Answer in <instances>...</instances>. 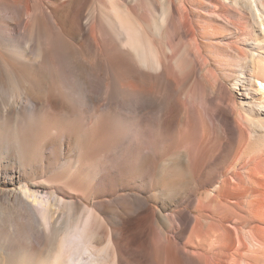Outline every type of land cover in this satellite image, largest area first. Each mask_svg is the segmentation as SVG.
Wrapping results in <instances>:
<instances>
[{"label":"bare ground","instance_id":"1","mask_svg":"<svg viewBox=\"0 0 264 264\" xmlns=\"http://www.w3.org/2000/svg\"><path fill=\"white\" fill-rule=\"evenodd\" d=\"M131 1L0 0V159L11 169L8 181L20 184V171L65 148L59 165L39 164L40 181L4 192L12 202L3 201L0 217L15 207L32 231L43 225L51 264H130L124 235L151 219L152 195L89 206L66 198L72 180H85L89 153L102 148L100 160L117 153L133 175L152 182L158 175L159 189L191 183L206 157L197 136L209 140V126L239 141L236 159L207 195L215 223L203 233L194 225L191 244H182L190 212L162 217L161 238L148 237L147 264H251L264 246V230L247 228L264 216V0ZM189 2L200 3L208 20H194ZM224 30L230 35L222 38ZM133 112L132 127L118 133L119 115ZM51 179L67 193L47 187ZM59 214L66 218L56 224Z\"/></svg>","mask_w":264,"mask_h":264},{"label":"rangeland","instance_id":"2","mask_svg":"<svg viewBox=\"0 0 264 264\" xmlns=\"http://www.w3.org/2000/svg\"><path fill=\"white\" fill-rule=\"evenodd\" d=\"M125 2L134 4L131 0H125ZM190 6L195 8L192 11V18L194 20L197 22H200L203 19L205 21L208 20V16H204L203 12L201 11L202 6L200 3L189 2L187 5L188 9ZM136 7H138L139 12L143 13L148 18L150 17L148 16L150 15V12L144 5L140 4ZM153 9L156 14H158L160 11L159 7H154ZM213 22L223 23L217 19H215ZM224 25L225 27H228V25ZM226 31L227 30H224L222 38L230 35L227 34ZM187 41L188 40H186V38L183 39V42ZM176 42V40H171L172 45H175ZM219 44L224 46L223 41ZM211 49L215 48L211 47ZM211 63H214V61ZM210 67L214 68V64H211ZM196 106L197 111L201 113V116L208 118V112L206 108L200 102H198ZM134 115V112L126 113V120L122 115H119L118 120L121 124V127L118 133H122V129L128 130L132 127V125H129L128 122L134 121ZM207 131L210 133L208 137L209 140H203L200 135L197 136L198 149L205 151L204 154L206 153V157L202 162L197 161L195 163V166L201 168L202 171H200V177L196 176L197 178L195 177L193 179L191 182L192 184L184 183L174 186L175 188L173 189L163 190L165 187H161L162 189H159V185L156 183L158 175L155 179L153 178V182L142 173H136L133 175L127 171L126 166L120 160L117 153L106 160H100L98 158V154H103V150L102 148H98L97 150L91 151L89 153L88 161L84 168V172L88 174L85 176V180H80L78 178L72 180L74 186H71V190L74 192L68 193L66 198L71 199V196H73L81 203L90 206L97 201L109 202L111 200L117 199V197L120 195L130 196L134 193L141 194L142 196L152 195L150 203L153 209V215L150 216L151 219H149V217L147 218L149 222L147 219L146 221H143L140 224L142 229H140V227L136 228L137 230L135 229L136 231H133L135 234H133V232L130 230V232H127L124 235V241L128 242V244L123 257L130 264H147L146 253H150L152 251V247L149 245V238H153L155 241H158L161 238V234L159 235L158 233L161 232L165 222L164 218L162 217H169L180 211L190 212L192 216L191 223L188 226L189 229L187 228L186 233H183L181 238L182 244H191L190 237L193 233L194 225L197 224V230L203 233L210 225L215 223L217 215H213V211L210 206V197L208 198L207 195H209L208 193L213 190L214 184L216 185L219 181L220 173L230 169L232 162L237 157L236 152L239 145L238 138L233 132L230 135L221 134L217 136L214 133V129L209 128V126ZM73 145L85 150V153L89 149L88 143L81 145L77 142L73 143ZM106 146L109 147L108 144H106ZM64 151L65 148L62 146L59 151L56 153H51L48 158H46V155L43 153V155H41V161L37 160L34 163L35 166L28 168L26 173L20 171L18 167H15V175L17 174L16 171H20L21 173L22 180L20 184L16 181L13 183L8 181V178L11 176L12 172L9 167H5L7 160L5 158H1L0 206L2 205L3 201L6 200L5 195H3L4 192H18L19 187L22 184L31 186L32 183L40 181L41 177L38 176V171L40 169L38 167L39 164L42 162L44 167H49L52 164L54 167L59 165L58 163H55L56 157L58 154L63 155ZM262 151L264 152V150ZM78 157L83 159L82 162L87 160L83 154H79ZM64 178L68 183L71 182L69 175L65 176ZM1 179H6L5 181L7 183H2ZM49 182L50 183L47 185V187H59V191L61 193H67V190L61 187L60 181L51 179ZM151 185L153 186L152 189ZM127 198L131 199L130 197ZM6 201L8 205L12 202L10 200ZM122 202L123 201L121 200H115L113 201V205L116 207V210L123 217H125V213H127V211L121 208ZM160 211H162V215L159 214ZM157 215H159L161 218ZM65 218L66 217L64 215L59 214L58 218L56 219V224L64 221ZM28 219H30L29 216L27 218L20 217L18 209L15 207H7L5 214L0 217V264H51L47 251L50 242L44 236V232H47L45 227H43V225L40 228L37 227V229L39 228L40 231L37 230L34 232L32 229H30L31 227L28 224ZM19 224H21V228L23 229L20 230H23V232H18L17 227H14ZM121 224L122 222L118 221L116 226L121 227ZM254 225H259L261 229L264 230V216L261 222L257 220L248 221L247 228L249 229ZM176 227L177 226L174 223L172 224V227L167 228L170 235H175L177 231ZM151 228L153 230H151ZM158 230H160V232ZM138 231H141V233L139 234ZM104 244L105 243H103V245ZM202 254L204 260L208 253L204 252L203 250ZM247 261H250L251 264H264V246L262 252L259 254L258 259L250 258Z\"/></svg>","mask_w":264,"mask_h":264}]
</instances>
